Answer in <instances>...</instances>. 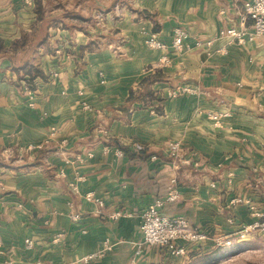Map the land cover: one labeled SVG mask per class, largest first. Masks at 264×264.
I'll return each mask as SVG.
<instances>
[{
	"label": "crops",
	"instance_id": "0c3cea01",
	"mask_svg": "<svg viewBox=\"0 0 264 264\" xmlns=\"http://www.w3.org/2000/svg\"><path fill=\"white\" fill-rule=\"evenodd\" d=\"M245 1L0 0V264L181 263L183 240L186 255L142 244L173 180L162 210L191 227L264 215V36H220ZM176 27L201 45L174 50Z\"/></svg>",
	"mask_w": 264,
	"mask_h": 264
},
{
	"label": "built area",
	"instance_id": "2783aa9c",
	"mask_svg": "<svg viewBox=\"0 0 264 264\" xmlns=\"http://www.w3.org/2000/svg\"><path fill=\"white\" fill-rule=\"evenodd\" d=\"M220 36L226 37L230 42L244 43L253 41L260 36H264V0H246L243 3L242 12L239 17V25H233L229 28L220 30ZM189 34L182 27H176L173 30V40L171 47L174 50L182 48H191L201 45L200 41L194 44L189 41ZM147 43L152 48H166V45L157 39L155 34L147 39ZM210 44V43H209ZM162 62H167L166 57L162 58ZM26 89L31 90L29 85L24 82ZM194 88L190 85L179 86L169 90L170 97H178L185 93L194 92ZM33 148V147H32ZM31 147L29 149H32ZM180 145L178 142H172L169 145V154L177 157ZM88 199L92 198L91 194L87 195ZM178 198V191L175 187V180L170 186L169 194L166 198L156 199L142 213L141 230L143 232L144 245H159L166 248L172 256L183 255L186 253V246L179 245L178 240L190 242L193 240L203 239L206 237L198 228L191 227L188 222L182 217H174L163 212L165 203L174 201ZM100 204L102 202L100 201ZM256 220L251 224L243 226L244 231L263 230L264 231V215L254 213ZM122 215L119 211L112 215V218L117 219ZM28 246H32L31 240H26ZM93 258V255L84 257L81 262L76 264L88 263Z\"/></svg>",
	"mask_w": 264,
	"mask_h": 264
},
{
	"label": "rangeland",
	"instance_id": "374dc122",
	"mask_svg": "<svg viewBox=\"0 0 264 264\" xmlns=\"http://www.w3.org/2000/svg\"><path fill=\"white\" fill-rule=\"evenodd\" d=\"M198 230L206 237L185 242L192 245L193 257L178 264H264L263 230L244 231L242 226L229 236H215L204 229ZM186 254L187 248L183 255Z\"/></svg>",
	"mask_w": 264,
	"mask_h": 264
},
{
	"label": "trees",
	"instance_id": "16d2710c",
	"mask_svg": "<svg viewBox=\"0 0 264 264\" xmlns=\"http://www.w3.org/2000/svg\"><path fill=\"white\" fill-rule=\"evenodd\" d=\"M37 11L39 15H41L42 11H41V6L39 3H38ZM20 71L23 72V74L21 75V79H26L25 82L29 85V88L31 90L34 88L33 86L34 79L37 76H40V75L42 76L41 70L39 69L38 66L34 64L25 65L20 68Z\"/></svg>",
	"mask_w": 264,
	"mask_h": 264
}]
</instances>
